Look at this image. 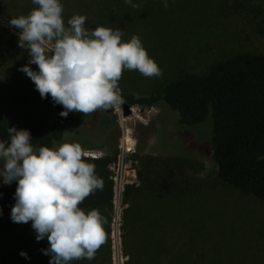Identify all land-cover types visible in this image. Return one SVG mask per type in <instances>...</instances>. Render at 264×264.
I'll return each mask as SVG.
<instances>
[{
  "label": "rangeland",
  "instance_id": "obj_1",
  "mask_svg": "<svg viewBox=\"0 0 264 264\" xmlns=\"http://www.w3.org/2000/svg\"><path fill=\"white\" fill-rule=\"evenodd\" d=\"M167 3L165 8L164 0H159L161 16H154V24L162 22L165 28L153 25L148 10L133 8L125 0L114 13L115 27L112 21L105 24L107 28L122 30L124 41L139 36L149 57L162 70L158 77H145L138 70L125 69L118 81L123 101L130 93L149 96L178 76L204 74L213 63L240 53L264 55V0H167ZM6 14L0 10V122L12 125L22 117L36 116L52 124L64 108L54 104L50 95L41 98L34 82L19 70L28 64L29 53L19 47V33L10 28L12 18ZM30 67L39 70L35 64ZM121 105L112 114L100 109L87 114L76 131L65 133L54 144L58 147L64 142L79 143L85 154H93L92 159L114 158L111 166L117 163L123 138L128 137L134 153L127 162H134L137 176L136 183L128 186L134 187L140 185L143 157L192 159L194 163L185 172L195 184L201 185L200 194L183 199L178 207L162 209L150 204L145 209L147 221L167 222L164 231L184 252V256L177 258V262L181 261L178 264H264V203L217 179L210 143L211 115L200 125L183 126L178 122V113L166 105L132 106L133 114L127 118L123 117ZM202 172L204 177L198 178ZM109 173L110 179L112 172ZM8 185L0 177V188ZM126 188L120 211L114 210L113 204L107 210H99L106 219L107 239L95 258L69 264H131L123 245L124 217L129 210ZM31 225L29 221L8 232L1 245L5 249L23 250L37 264H49L51 256L42 251L50 246L47 237L37 241ZM176 246L171 244V251ZM166 251L159 257L161 264H170V250ZM156 263L153 256L152 264Z\"/></svg>",
  "mask_w": 264,
  "mask_h": 264
},
{
  "label": "trees",
  "instance_id": "obj_2",
  "mask_svg": "<svg viewBox=\"0 0 264 264\" xmlns=\"http://www.w3.org/2000/svg\"><path fill=\"white\" fill-rule=\"evenodd\" d=\"M135 1L140 8L150 12L153 25L165 28L162 22L156 21L154 24V16H161L159 0ZM60 2L66 26L73 14H80L86 16L85 27L91 31L97 26L105 27L107 20L112 21L115 27L117 19L114 13L124 0ZM35 7L38 6L32 0H0V10L5 11L9 18L27 16ZM126 102L130 106L147 108L166 105L171 111L178 113V122L183 126L200 125L211 115L213 125L210 143L217 179L264 203V55L237 54L213 63L204 74L178 76L149 96L127 94ZM100 110L112 114L114 108ZM86 117L87 114L69 112L67 117L58 115L52 124L36 116L22 117L12 125L0 122V141H10L8 127L14 126L29 130L35 147L51 148L55 142L62 140L65 133L76 131ZM84 159L95 165V174L103 179L104 186L102 190L85 198L79 207L84 211L107 210L112 204V182L108 167L114 158ZM140 161V185L127 186L125 192L129 203V210L124 217L125 253L130 257L131 264H152L153 256L156 264H161L159 257L161 254L165 255L168 248L170 264H178L181 261L176 260L184 256V252L177 248L164 231L167 222H148L145 209L150 204L162 209L168 206L178 207L183 199L199 195L201 185L195 184L185 172L194 161L187 157H143ZM17 183L15 181L0 188V264H37L30 256H21L23 250L5 249L1 245L5 234L24 224L11 220ZM145 199L148 202L144 204ZM171 244L176 246L173 251L170 249Z\"/></svg>",
  "mask_w": 264,
  "mask_h": 264
},
{
  "label": "clouds",
  "instance_id": "obj_3",
  "mask_svg": "<svg viewBox=\"0 0 264 264\" xmlns=\"http://www.w3.org/2000/svg\"><path fill=\"white\" fill-rule=\"evenodd\" d=\"M32 3L38 7L9 21L21 30L19 47L29 53L28 64L19 70L34 82L41 98L50 95L54 104L63 106L60 116L121 105L118 81L125 69L138 70L145 77L162 75L139 36L124 41L120 29L97 26L90 31L85 27L86 16L80 14H73L66 26L60 0ZM125 3L139 7L133 0ZM31 64L39 70L34 71ZM8 134L10 141H0V177L4 184L18 182L12 222L31 221L36 240L47 237L50 246L42 251L51 256L49 264L94 259L107 239L106 219L99 210L86 214L79 205L103 189L95 165L84 159L79 143L35 147L27 129L8 127ZM203 177V172L198 175ZM20 255L28 258L23 251Z\"/></svg>",
  "mask_w": 264,
  "mask_h": 264
},
{
  "label": "built area",
  "instance_id": "obj_4",
  "mask_svg": "<svg viewBox=\"0 0 264 264\" xmlns=\"http://www.w3.org/2000/svg\"><path fill=\"white\" fill-rule=\"evenodd\" d=\"M9 26L10 28L15 29L18 33L21 31L20 29L14 26ZM118 110L119 109H117V112L119 113ZM130 110L132 115L134 108L131 106ZM124 118H122V120H125ZM130 143L131 141L128 137L123 138L122 144L120 146V155L118 156L117 163L112 164L108 167L109 171L112 172V175L110 176V180L112 182V204L113 209L117 212L121 209L122 197L126 186L134 185L137 181L136 170L133 167L134 162H132L131 160L127 162V159L131 158L134 153L133 147L130 146ZM84 157H91L92 159L93 154H90V152H88L84 155ZM97 157L102 156L100 155Z\"/></svg>",
  "mask_w": 264,
  "mask_h": 264
},
{
  "label": "water",
  "instance_id": "obj_5",
  "mask_svg": "<svg viewBox=\"0 0 264 264\" xmlns=\"http://www.w3.org/2000/svg\"><path fill=\"white\" fill-rule=\"evenodd\" d=\"M122 108V113H123V117H129L131 115V106L129 104H127L126 101H124L121 105Z\"/></svg>",
  "mask_w": 264,
  "mask_h": 264
}]
</instances>
